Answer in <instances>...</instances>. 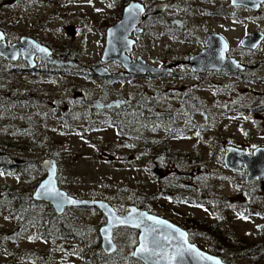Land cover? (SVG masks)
I'll return each instance as SVG.
<instances>
[{
  "label": "rangeland",
  "instance_id": "1",
  "mask_svg": "<svg viewBox=\"0 0 264 264\" xmlns=\"http://www.w3.org/2000/svg\"><path fill=\"white\" fill-rule=\"evenodd\" d=\"M125 1L129 0H0V25L11 37L32 36L82 69L53 75L58 83L50 79L37 83L25 79L29 75L20 69L24 61L0 63V140L15 144L14 148L0 147V156L22 164L16 171L0 169V200L5 189L31 196L45 175L38 161L56 155L59 185L71 195L107 200L121 213L129 204L144 201L148 211L187 230L190 241L208 252L223 247L198 232L195 221L200 219L207 223L223 219V225L244 239L242 245L257 244L264 236V217L242 212L255 204L252 199L264 201V182H245L246 173L225 167L223 154L228 144L249 153L264 146V42L251 51L240 46L252 31H264V4L261 15L240 8L230 18L226 13H211L223 8L230 12L225 0H176L166 16L184 22L186 29L180 31L155 20L154 0H139L148 11L141 24L143 34L134 36L136 44L128 55L157 67L174 62L178 66L172 72L144 75H125L123 68L121 79L122 68L110 61L101 63L117 73L116 79L87 74L85 69L100 62L104 48L100 24L104 30L106 19H115L112 15ZM208 31L226 38L231 55L249 59L253 69L244 78L192 70L188 59L205 46ZM30 87L50 91L55 102L80 110L74 93L84 90L106 98L122 95L129 101L123 120L108 119L107 114L98 115L97 120L66 119L62 109L28 103L25 91ZM185 95L195 97L199 106L183 112ZM143 113H171L172 123L168 119L164 125L134 122ZM124 141L130 146H122ZM159 154L163 155V179L153 173V159ZM25 163L29 169L25 170ZM31 209L37 225L49 222L53 228L57 223L50 204L33 201ZM6 212L0 209V264L103 263L99 250L86 243L99 237V227L105 222L96 208L67 209L62 221L73 225L75 236L49 240L34 237L33 225L23 234L14 233L17 224ZM133 236L136 243V230L119 228L114 233L118 246ZM252 257L236 258L234 263L250 264Z\"/></svg>",
  "mask_w": 264,
  "mask_h": 264
},
{
  "label": "water",
  "instance_id": "2",
  "mask_svg": "<svg viewBox=\"0 0 264 264\" xmlns=\"http://www.w3.org/2000/svg\"><path fill=\"white\" fill-rule=\"evenodd\" d=\"M232 4L246 5L258 10L264 0H230ZM164 4L155 6V10L165 8ZM144 13L143 4L132 0L124 8L118 22L108 28L101 59L103 61L115 59L123 64V67L130 74L144 75L162 74L171 71V67H156L141 57L133 62L126 54L132 50L134 39L130 38L131 31L139 29L136 26L142 22ZM181 27L179 20H171ZM4 35L0 30V56L7 60H18L22 58L30 65L35 64L34 57H39L56 65H70V61L54 58L52 51L44 44L39 43L33 37L22 36L19 42L6 44ZM263 39V33L256 31L251 36L242 40L241 45L255 48ZM207 48L200 53L190 57L191 68L195 72H205L207 70L225 69L235 71L243 69V65L236 59L226 56L228 49L227 41L220 34L209 36L206 41ZM98 74H105L107 71L102 66L93 67ZM127 141L123 142L126 146ZM223 154V163L226 168L245 174V182L264 180V146H258L249 153L246 149L233 145H226ZM155 166L153 173L158 179H163V155L154 157ZM42 166L47 174L35 187L32 197L34 200L48 203L52 206L57 215L63 214L67 208H96L105 218V222L99 227L100 246L105 254H112L117 249L114 232L118 228H129L137 231V242L133 248L132 256L143 264H230L219 255L205 251L191 242L187 230L162 217L129 204L127 211L118 213L111 203L104 199L83 198L69 194L61 188L57 180V163L53 158L42 161ZM69 200L77 203H69ZM121 221H124L123 223ZM183 233L184 235H181ZM141 245L148 251L141 253Z\"/></svg>",
  "mask_w": 264,
  "mask_h": 264
},
{
  "label": "flooded vegetation",
  "instance_id": "3",
  "mask_svg": "<svg viewBox=\"0 0 264 264\" xmlns=\"http://www.w3.org/2000/svg\"><path fill=\"white\" fill-rule=\"evenodd\" d=\"M130 1H132V0L125 1L124 4H123V6L115 11V13L112 15L113 17H115V19H108V20L106 19L105 22L107 23V25L104 28V30L101 29V24H100V30H101L102 35L104 36V44H105V38H106V34H107L108 28L111 27L112 25H114L116 22H118L120 20V18L122 16V13H123V8ZM135 1L143 4L139 0H135ZM225 1L228 2V6H229V8H231V11L230 12L227 9H224L223 8L222 10H215V11H212L211 13L212 14H218V15L223 14V13H226L231 18L232 16H234L236 9L239 10L241 8V9H244V10H248L251 13H253V15H256L257 16V15H261V10L260 9H261V6L264 4V3L261 4L260 7H259V9L258 10H255V9H252V8L246 6V5H242V4H232L230 0H225ZM159 4L160 5L161 4H164L166 7L163 8V9H160V10H155L154 9L155 6L156 5H159ZM175 4H177V1L176 0H174L172 3L167 2V0H154V5H152L151 10H152V13L154 14V16L157 17L155 19L156 21L166 22L167 25H171V26L174 25L180 31H184V29H186V26L184 25V22L182 20H180L178 18H170V17L167 18V16H166V10L169 7L174 6ZM143 6H144V13H143V17L144 18H143L142 22L139 23L136 26V28L139 29V31L136 32L134 29L131 31L130 38H132V39H134V36H136V35L143 34L144 27L141 26V24H143L144 21H145V19H146V10H147V7L144 4H143ZM208 13H210V12H208ZM171 20H179L181 22V27H179L176 23H172ZM2 25L3 24L0 25V30L3 32V35H4L3 40L5 41L6 44H13V43L19 42V40H20V38L22 36H29V35H21L18 38H13V37H11L9 35L8 29L6 30L5 27L2 26ZM67 29H68L67 31H68L69 34H72L73 33L72 27H68ZM253 32H256V31H252L249 36H251ZM259 32H262L263 33V39L259 42V44L257 45V47H255V48H249V47H246V46H242L241 45L242 40L244 38H246V37H249V36L243 37V39L240 41V46L243 49H246V50H249V51L254 50V49H257L258 46L260 44H262V42H264V31H259ZM213 34H220L221 36H223L220 32H217V31H208V34H207V36H206V38L204 40V45L205 46L200 50V52L203 49H205V48L208 47L207 44H206V41L209 38V36H211ZM30 37H32V36H30ZM225 40H226V38H225ZM41 44H43V43H41ZM135 44H136V41L134 42L133 47H134ZM227 44H228V49L226 51V56L229 57V58L236 59L240 64L243 65V69L239 68V69H237L235 71H229V70H225V69H220V70L213 69V70H207L205 72H197V73L202 74V75H208V74L239 75V76H241V77L244 78L246 76V74L248 72H250L251 69H253V67H252L251 63L249 62V59H247V58H241V59H239V58L231 55L230 54L231 46L229 45L228 41H227ZM44 45H46V44H44ZM47 47L52 51V54L51 55L54 58L69 61L68 58H66L64 55H59V54L57 55L56 51H54L49 46H47ZM130 51H132V50H130ZM130 51H127L126 54L128 55V52H130ZM196 54H198V53H196ZM196 54H194V55H196ZM101 55H102V52H101ZM191 56H193V55H191ZM138 57H140V56H137L136 58H131L129 56V58L131 59L132 62L135 59H137ZM190 57H189V59H190ZM189 59H188V61H189ZM21 60L24 61V66L20 67V69L23 70L24 72H26L29 75V76H27L25 78L29 82L35 81L37 83H40V82L45 81L46 79L47 80L48 79L53 80L52 79V76L53 75H58V74L61 75L62 72L69 73L67 71H71L72 72L74 70H78V71L79 70H82V69H79L78 68V67L81 66V64H78L75 61H73V62L70 61L72 64L66 65V66H64V65H56V64H50V63L42 60L39 57V55H36L34 57L35 64L30 65L26 60H23L22 58H19L18 60H7L3 56H0V63H7V64L14 65L16 62H19ZM110 61H115V62H117L120 65V67L122 68L121 69L122 71L120 72V74L122 75L121 76L122 77L121 79H123V68H124L123 67V64L120 63L119 61L115 60V59L103 61L100 58V62H95V64H89L88 67H87V69H85V72H87V74H91V75H93L95 77H98L100 79H105V80L116 79L117 73L115 71L111 70L110 68L104 66L101 63V62L106 63V62H110ZM97 66L104 67L107 72L105 74H102V75L96 73L93 70V67H97ZM177 66H178L177 62H174V63H171V64L162 65L161 67H171L172 70L171 71H166V72H172L174 70V68L177 67ZM161 67H159V68H161ZM15 69L16 68L14 67L13 70H15ZM124 72H125V75H127V74L128 75H135V74L128 73L125 68H124ZM166 72H164V73H166ZM146 74H150V73H146ZM32 75H34V76H32ZM53 81H56V83H58L57 82L58 80H53ZM41 90L42 89H39L37 87L35 89L31 88L30 91H25V95H26L25 99H26V101H28V103H30V104L35 103L37 106L42 107V108H46V109H49V108H51V109H62L63 110V116L66 119L79 118V117H85L86 116L89 119L97 120L98 119V115L101 114L103 116H106V114H107V118L108 119L112 118V120H115V118H117V119L120 118V119L123 120V109L126 108V106L128 104V101H129V99H123V96L122 95H118L116 98H106V96H103V95L92 96V94L88 90H84V91H80V92L74 93V99L77 100L76 103L77 104H80L82 106V109L80 110L77 107L75 108L76 105L75 106L73 105L72 107L69 108V104L66 103V102H63V101L62 102L61 101H59V102L56 101L55 102L54 100L51 99V97H49V93H51L50 91L48 92V91H41ZM107 92H105V93H107ZM5 96H8V95H5ZM29 131H30V129H29ZM122 134H123V132H122ZM122 146H123V142H122ZM126 146H130V143L128 142V144H126ZM0 147L6 148V149L7 148H10V147L14 148L15 147V144H10V143L7 144V143H5V142H3V141L0 140ZM47 158H53V159H55V161L57 163V180H58V177L60 176V164H59V161L57 159V156L54 155V156L44 157L42 160H39L38 161V164H37L40 167L41 171L45 174L39 180V182L47 174L45 168L42 166V161L44 159H47ZM0 159L1 160L3 159V161H4L0 165V167H2L0 169H4V170L5 169H9V170H15L16 171L18 169V167L21 168V165L22 164H17L14 161H9L10 159H8V158L5 159L2 156H0ZM23 166H24L25 170L26 169H29V165L27 163H25V165H23ZM261 182L263 183L264 180L261 181ZM58 183H59V181H58ZM31 198H32L33 201L36 202V204H38L39 202H41V201L34 200L33 197H32V194H31ZM67 209H69V208H67ZM118 213H121V212H118ZM63 214H61V215H63ZM14 217L11 219V220H14V222L17 224V227L14 229V233H16V232L19 231L21 234H23L24 231H26L27 229H29L28 226H31V224H28V223L21 224V223H19L20 222V218L17 217V219H16ZM39 226H43V225H39ZM117 248H118V244H117ZM107 255H109V254H107Z\"/></svg>",
  "mask_w": 264,
  "mask_h": 264
},
{
  "label": "trees",
  "instance_id": "4",
  "mask_svg": "<svg viewBox=\"0 0 264 264\" xmlns=\"http://www.w3.org/2000/svg\"><path fill=\"white\" fill-rule=\"evenodd\" d=\"M182 104L183 112H187V107H197L199 106V101L195 97L187 96L185 95L182 98ZM170 122L172 119L171 113L164 114L160 113L159 115L155 116L154 113H152L149 116H146L145 113L140 115L138 118L134 120H138L142 124H145L146 126L148 124L157 123L158 125H164L166 123ZM172 121V120H171ZM172 123V122H170ZM169 124V123H168ZM128 133V132H127ZM132 134V133H128ZM3 159H0V165L3 163ZM2 168V167H0ZM12 189H5L4 193L5 196H3V201L0 200V209H4L7 212V215L10 219H12L14 216L20 218L21 224L28 223L33 225V234L34 237H39L43 239H52L55 237H70L75 236V231H72L73 225H68L66 222L62 221L63 216L55 214L56 218V224L53 228H51L50 223L46 226H39L36 225V221L38 220L37 217L33 216V212L31 210V205L33 204V200L30 195H27L28 193L25 192V189L19 188V192H25L22 195ZM11 198V199H10ZM252 199V198H251ZM254 200L255 204L251 206V209L245 208L244 212H242L244 215L251 214L256 216L264 217V201H258L257 199ZM135 205L141 208L147 209V206L144 201H135ZM11 210V211H10ZM249 212V213H248ZM223 219H219L218 222L214 223H207L205 220L200 219L198 221H195V226L198 228V232L207 235L210 239L214 240V242L217 243L218 246L223 247V250H212L211 253L219 255L223 260L230 264H235L234 260L236 258H245V257H252L250 264H264L262 263V258L264 257V236L263 239L258 242L257 244L252 245H242L244 243V239L242 237H237L232 229L228 225H223ZM36 225V226H35ZM75 227H80L79 225H75ZM55 228H61V231L56 232ZM191 232L192 230L189 229ZM264 235V234H263ZM136 240V237L133 236L132 239H128V243L126 245H120L118 246L117 250L107 255L103 253L101 246H100V237L95 238L94 240L87 241L86 243L89 245L92 249H98L100 252V258L102 259L103 263L101 264H143L138 259L134 258L132 256V250L136 243H134ZM126 249L128 251H126ZM112 260L111 262H107V260ZM115 259V260H114Z\"/></svg>",
  "mask_w": 264,
  "mask_h": 264
},
{
  "label": "snow or ice",
  "instance_id": "5",
  "mask_svg": "<svg viewBox=\"0 0 264 264\" xmlns=\"http://www.w3.org/2000/svg\"><path fill=\"white\" fill-rule=\"evenodd\" d=\"M69 203H73V204H75V203H77V201H74V200H69ZM121 222L123 223L124 221H121ZM181 235H184V234H183V233H181ZM139 251H140L141 253H143V252H146V251H148V249H147L146 247H144L143 245H141V247H140Z\"/></svg>",
  "mask_w": 264,
  "mask_h": 264
}]
</instances>
